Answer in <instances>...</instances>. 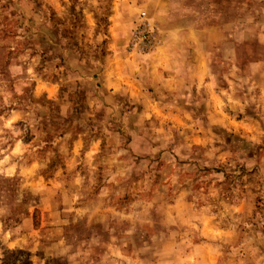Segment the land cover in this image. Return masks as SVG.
<instances>
[{
    "label": "rangeland",
    "instance_id": "rangeland-1",
    "mask_svg": "<svg viewBox=\"0 0 264 264\" xmlns=\"http://www.w3.org/2000/svg\"><path fill=\"white\" fill-rule=\"evenodd\" d=\"M0 264H264V0H0Z\"/></svg>",
    "mask_w": 264,
    "mask_h": 264
},
{
    "label": "built area",
    "instance_id": "built-area-1",
    "mask_svg": "<svg viewBox=\"0 0 264 264\" xmlns=\"http://www.w3.org/2000/svg\"><path fill=\"white\" fill-rule=\"evenodd\" d=\"M143 42L146 44H150L151 43V39H150V37L149 36H146V35H144L143 36Z\"/></svg>",
    "mask_w": 264,
    "mask_h": 264
}]
</instances>
